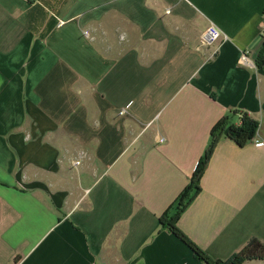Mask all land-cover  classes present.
I'll list each match as a JSON object with an SVG mask.
<instances>
[{
    "label": "crops",
    "instance_id": "obj_1",
    "mask_svg": "<svg viewBox=\"0 0 264 264\" xmlns=\"http://www.w3.org/2000/svg\"><path fill=\"white\" fill-rule=\"evenodd\" d=\"M262 29L264 0H0V264H202L159 218L242 114L176 226L213 259L264 244Z\"/></svg>",
    "mask_w": 264,
    "mask_h": 264
},
{
    "label": "trees",
    "instance_id": "obj_2",
    "mask_svg": "<svg viewBox=\"0 0 264 264\" xmlns=\"http://www.w3.org/2000/svg\"><path fill=\"white\" fill-rule=\"evenodd\" d=\"M258 122L247 114H242L239 124H231L227 118L220 119L210 131V141L198 161L195 169L183 190L159 218L160 227L166 229L183 242L191 251L194 259L202 264H245L249 261L264 262V244L255 237L249 238L243 246L225 260L210 258L203 250L185 236L176 226L180 215L200 193V179L210 155L220 137L232 140L238 147L250 142L257 131Z\"/></svg>",
    "mask_w": 264,
    "mask_h": 264
},
{
    "label": "built area",
    "instance_id": "obj_3",
    "mask_svg": "<svg viewBox=\"0 0 264 264\" xmlns=\"http://www.w3.org/2000/svg\"><path fill=\"white\" fill-rule=\"evenodd\" d=\"M83 36L87 37L88 32L84 31ZM261 37L264 39V29L261 31ZM221 40L222 42H226L229 38L222 33L213 23H209L204 31L202 32L199 38V45L201 47H209L215 44L217 41ZM264 58V54H263ZM238 64L240 66L257 70L258 62L246 51H241L238 59ZM164 141L163 138H160L159 142L162 143ZM83 153H80L78 158L74 161V166H78L80 164V160L83 157Z\"/></svg>",
    "mask_w": 264,
    "mask_h": 264
}]
</instances>
